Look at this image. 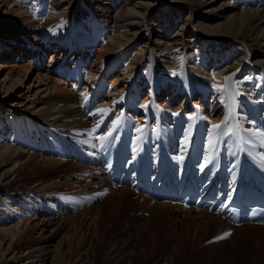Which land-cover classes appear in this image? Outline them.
<instances>
[{"label": "bare ground", "instance_id": "bare-ground-1", "mask_svg": "<svg viewBox=\"0 0 264 264\" xmlns=\"http://www.w3.org/2000/svg\"><path fill=\"white\" fill-rule=\"evenodd\" d=\"M19 3L28 10L13 9ZM1 6L12 8L10 14L14 17L10 15L9 21L4 22L11 33L0 41V54L9 56L15 52L19 33L14 34L13 30L19 29L46 38L47 48L57 45L55 53L60 48L77 49L83 58L88 51L96 52V58L89 70L86 66L81 69L86 76L83 91L66 88L64 81L56 78V87L50 89L33 113L13 115L12 111L6 110L5 114L0 111V186H3L0 188V264L18 258L25 262L20 264L63 263L60 250L52 251L38 239L24 241L42 220L25 216L22 203L8 188L23 166L41 158L31 153L38 147L45 149V143L36 144L41 132L54 138L57 134L73 136L91 150L103 147L110 132L120 136L128 132L135 143L161 138L162 143L151 147V159L147 163L155 166L165 160L169 170H174L192 162L196 171L207 166L215 173L220 170L221 177L229 180L241 176V160L247 159L244 150L264 170V131L254 126L255 122L261 123L264 112V0H0ZM153 34L159 38L151 49ZM39 43L26 44L20 55L28 54L29 46L39 55L43 49V43ZM153 52L158 58L152 56ZM57 57H52L46 66L49 73L58 74L57 63L61 58ZM88 62L89 58L82 64ZM33 67L29 64L23 68L26 74L19 75L18 81ZM115 68L121 69L120 73L110 82L105 81V75L110 76ZM138 79H142L141 87ZM75 80L79 83L81 79ZM140 88H147L143 101H140ZM95 90L101 92L100 101L92 97ZM195 93L199 95V103L192 101ZM182 95L181 104L172 106ZM163 96L169 100L168 105L158 102ZM238 100L243 105L240 112ZM191 106L190 113L183 110ZM123 107L138 112L135 127L129 124L132 117ZM113 113L116 115L112 119ZM230 116H235L242 126L237 127L240 137L234 136L233 140L227 127ZM151 120H155L152 126L155 130L148 135ZM207 124L209 129L205 132ZM213 125L222 127L214 129ZM103 126L109 129L104 135L94 137ZM239 140L244 145L237 151L233 144ZM57 147L61 149L63 144ZM164 154L166 157H162ZM42 184L39 181L35 187ZM126 190L129 189H114L120 191V196ZM61 209L55 203L48 204L47 214L61 215ZM188 211L207 217L206 226L226 223L207 212ZM53 220L49 217L43 222L50 223L47 227L51 229ZM56 230H50V234ZM40 231L47 232L46 226L40 227ZM8 254L12 256L8 258ZM73 261L72 264H84L81 259Z\"/></svg>", "mask_w": 264, "mask_h": 264}, {"label": "rangeland", "instance_id": "rangeland-1", "mask_svg": "<svg viewBox=\"0 0 264 264\" xmlns=\"http://www.w3.org/2000/svg\"><path fill=\"white\" fill-rule=\"evenodd\" d=\"M24 8L28 10L25 5L20 3L13 5L15 10L23 9L26 11ZM10 9H7V6L0 7V41L8 37V33H11L9 32L11 30H7L8 25H4V22L9 21L8 19L12 16L14 17V14H10ZM13 32L14 34L19 33L18 41L14 45L15 52L9 56L0 54V111H3L4 114L6 110L12 111L13 115L33 113L35 107L41 106L43 102L41 100L50 93V89L56 87L55 79H64L57 73L47 71L46 66L52 57L57 55V58H61L57 65L65 62L68 69L72 68V63L77 64L74 62L75 59L86 63L89 58L87 64L79 63L80 65L76 66L80 71L83 70L84 66L89 70L96 58V49H94V54H90L89 51L84 52V58L83 53L77 49L65 51L60 48L55 53L57 45L52 43L54 45L47 48L46 38L40 35L36 36L34 33L25 30L16 29ZM158 38L153 34L151 49ZM39 42L43 43V49L39 55H36V51L34 52L30 46L31 49H29L28 54L20 55L26 44L39 45ZM152 56L158 58L156 52H153ZM248 63H251L250 60ZM29 64H33L34 67L19 82L18 76H25L26 73L23 68ZM144 70L145 68L142 71L144 72ZM120 71L121 69H113L110 76L105 75L106 81L110 82V79L119 74ZM85 80H83L85 85L77 92L83 91L86 86ZM140 80L138 79V86L142 84V79ZM109 82L107 86H109ZM64 86L69 89L73 88L72 86L68 87L67 84ZM140 89L142 100L147 95L145 92L147 88ZM100 94L101 92L98 93L95 90L92 97L100 101ZM182 99L183 95L179 98L180 102L178 101L177 104L175 102L172 106L180 105ZM192 101L199 103L197 93L192 97ZM158 102L168 105L169 100L167 101L166 97L163 96L159 97ZM18 105L20 107L17 109L13 107H18ZM192 106L190 108L184 107L183 110L190 113ZM240 106L243 108L240 100H238V111L241 110ZM123 110L125 111V109ZM126 111L131 112L128 109ZM188 113L186 114L188 115ZM261 113L262 119L264 112ZM115 115V113L112 114V119ZM132 115L136 119L138 112L137 114L132 112L131 115H128L132 117L131 119L127 116L130 121L127 118L124 120L135 127L136 120ZM171 117L173 116L171 115ZM152 121L151 124L148 123V127L151 129L150 133L147 132L148 135L155 130L152 128L155 120ZM248 122L251 126L250 120ZM238 123L235 121V116L229 117L227 122L229 134L233 133L234 135L236 131L235 136L240 137L237 134L238 126L235 125ZM198 125L199 123L197 128ZM254 126L260 128L256 122ZM103 127L104 131L100 135H104L105 131L109 129L107 126ZM233 127L235 130L232 129ZM240 127H242L241 124ZM208 129L209 125L205 132ZM40 135L41 138H38L36 144L45 143V150H49L50 154H54V152L56 154L54 156L48 155L43 149H40L41 147L31 151L41 158L36 159L37 161L34 163L23 166L21 174L14 181H11L8 188L22 203V208L26 211L25 216L29 214L34 221L42 220L38 229L33 230L24 241L32 242L34 239H38L44 243L46 248L49 247L52 251L60 250V255L63 258L62 264H72V261L77 259L83 260L84 264H264V226H251L256 227L251 228L244 225L242 229H239L241 226L232 227L224 222L222 223L225 225L206 226L207 217L201 218L197 213L188 211L192 209H181L175 207L176 205L166 208L158 207L155 205L157 204L155 201L137 195L130 190H126L123 192L124 195L120 196L118 194L120 191H114L116 186L107 183L102 177V173L98 169L99 161H95V165L97 163L98 167L84 164L89 163L84 158L88 157L89 160H92L91 157L95 156L92 152L96 148L94 150L87 148L83 142L78 141L73 136L66 137L57 134L54 138L46 136L44 132H41ZM221 138L219 135L218 139ZM239 142L244 145L243 141L239 140ZM60 144H63V147L58 149L57 145ZM236 144L237 142L233 144V149L240 151L242 147L238 148ZM66 151L67 153L75 151L78 157L75 156V153L67 156ZM244 153L247 160L257 161L255 158L251 159L249 153ZM136 154L137 151L134 155ZM148 154L150 157H147L151 159L149 151ZM163 156L166 157L165 154ZM165 163L167 164L166 168H168V161ZM158 167L162 168V165ZM39 181H42V186L35 187ZM29 190L32 192L29 193ZM4 197L7 200L6 196L2 198L5 200ZM54 203L62 208L63 214H47L48 204ZM49 217L54 218L51 229L47 227L50 223L43 222V219ZM44 226L47 230L45 233L40 231V227ZM52 229L57 230L51 235L50 230ZM225 233H230V235L224 239H216ZM24 241H20L21 245ZM20 247L21 250L24 249L23 246ZM11 256L12 254H8V258ZM18 257L19 255H17ZM20 263L25 262H21L18 258V260L8 264Z\"/></svg>", "mask_w": 264, "mask_h": 264}, {"label": "snow or ice", "instance_id": "snow-or-ice-1", "mask_svg": "<svg viewBox=\"0 0 264 264\" xmlns=\"http://www.w3.org/2000/svg\"><path fill=\"white\" fill-rule=\"evenodd\" d=\"M173 75H175V73H173ZM101 111H103V110H101ZM225 123H226V121H225ZM221 127H222V125H213V128H214V129H219V128H221ZM138 131H139V129H138ZM228 235H230V233H225L223 236H218L216 239H217V240L224 239V238H226Z\"/></svg>", "mask_w": 264, "mask_h": 264}]
</instances>
